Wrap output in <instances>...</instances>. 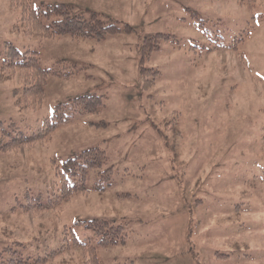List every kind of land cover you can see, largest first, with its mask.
Instances as JSON below:
<instances>
[{
	"label": "rangeland",
	"instance_id": "obj_1",
	"mask_svg": "<svg viewBox=\"0 0 264 264\" xmlns=\"http://www.w3.org/2000/svg\"><path fill=\"white\" fill-rule=\"evenodd\" d=\"M30 2L67 4L87 19L96 11L106 24H129L137 33L40 39L25 32L10 0H0V65L11 42L22 52L37 50L45 68L64 61V72L82 69L50 77L35 109L15 106L12 91L23 78L7 72L0 80L5 129L13 124L32 135L58 104L88 93L107 97L101 112H76L50 139L0 152V252L22 242L23 255L43 256L68 245L69 227L81 223L73 233L96 246L101 264H264V0ZM157 33L176 36L180 46L163 43L145 60L161 75L144 88L141 48ZM100 120L109 125H90ZM96 146L106 153L105 167H114L108 183L93 170L87 192L61 207L10 212L15 194L46 197L57 165ZM92 219L122 225L127 243L98 245L82 224ZM85 263L72 247L47 264Z\"/></svg>",
	"mask_w": 264,
	"mask_h": 264
},
{
	"label": "trees",
	"instance_id": "obj_2",
	"mask_svg": "<svg viewBox=\"0 0 264 264\" xmlns=\"http://www.w3.org/2000/svg\"><path fill=\"white\" fill-rule=\"evenodd\" d=\"M12 9L21 11L20 24L25 32L35 35L40 39L69 36L73 40L95 39L102 41L108 36L119 33L136 34L137 31L129 24L120 22L106 24L103 14L91 11L90 18L76 11L67 4H42L38 8L31 6L30 0H10ZM14 28L19 29L18 25ZM242 41V39L240 40ZM163 43H172L180 46L176 36L169 33H157L149 38H145L141 48V59L139 63V73L143 82V87L148 88L159 78L161 72L157 68H146L145 60L154 52L159 51ZM237 49V46H234ZM64 61H59L58 67L45 68L40 63L39 52L28 49L24 52L18 49L11 42L4 44L0 65V80L6 81V73L14 70L21 73L23 85L16 87L12 91L14 104L19 109H35L39 107L45 99L48 79L52 76L71 77L82 69H74L71 72H64L61 65ZM76 67V66H74ZM87 68V67H85ZM83 68V69H85ZM105 95L88 93L71 99L68 104H58L53 115L45 118L44 127L37 133L26 135L13 124L9 129L3 127L0 122V152H11L22 146L33 145L41 140L51 138L54 131L64 122L74 118L76 112L82 114H97L106 107ZM91 126L107 127L109 124L104 120L91 122ZM262 140L264 144V126L262 128ZM108 158L100 147H93L58 164L56 175L58 179L54 182L46 197L42 193L33 194L26 190L24 194H15L9 210L12 213L22 212L24 214L38 213L61 207L65 202L70 201L75 195L87 192L85 181L90 171H98L108 183L114 167H105ZM102 185L97 190H103ZM83 224L85 229L91 230L97 238V244L101 246L125 245L127 243V233L122 225H114L106 219H92ZM81 223H75L69 227L72 234V241L69 244H62L61 247L47 251L43 256H37L32 251L23 255L22 248L25 243L14 242L15 245L4 247L0 252V264H47L55 259L63 251L72 247H78L86 257L85 264H101L98 257L97 248L91 242L80 241L73 233L75 228ZM17 249V250H16ZM222 257H228L222 256Z\"/></svg>",
	"mask_w": 264,
	"mask_h": 264
},
{
	"label": "crops",
	"instance_id": "obj_3",
	"mask_svg": "<svg viewBox=\"0 0 264 264\" xmlns=\"http://www.w3.org/2000/svg\"><path fill=\"white\" fill-rule=\"evenodd\" d=\"M105 1H107V0H105ZM99 13V12H98ZM104 16V15H103Z\"/></svg>",
	"mask_w": 264,
	"mask_h": 264
}]
</instances>
